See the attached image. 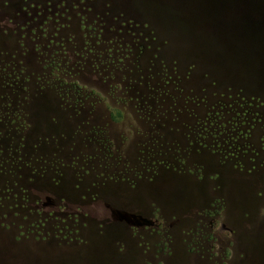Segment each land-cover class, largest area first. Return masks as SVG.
<instances>
[{"label":"rangeland","instance_id":"374dc122","mask_svg":"<svg viewBox=\"0 0 264 264\" xmlns=\"http://www.w3.org/2000/svg\"><path fill=\"white\" fill-rule=\"evenodd\" d=\"M253 6L0 0V264H264Z\"/></svg>","mask_w":264,"mask_h":264},{"label":"water","instance_id":"95a60500","mask_svg":"<svg viewBox=\"0 0 264 264\" xmlns=\"http://www.w3.org/2000/svg\"><path fill=\"white\" fill-rule=\"evenodd\" d=\"M235 1V0H229ZM226 0V2H229ZM247 4L243 5V10H249V6ZM253 10H264V0H254Z\"/></svg>","mask_w":264,"mask_h":264}]
</instances>
